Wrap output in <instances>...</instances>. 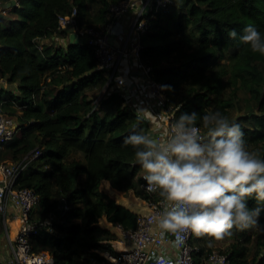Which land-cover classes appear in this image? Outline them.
<instances>
[{"label":"trees","instance_id":"16d2710c","mask_svg":"<svg viewBox=\"0 0 264 264\" xmlns=\"http://www.w3.org/2000/svg\"><path fill=\"white\" fill-rule=\"evenodd\" d=\"M12 1L0 0V6ZM120 1L17 0L0 15V80L19 84V95L0 89V113L12 108L20 124L13 140L0 143V162H19L40 143L36 149L42 155L28 165L18 185L40 195L37 215L42 219L67 198L70 212L54 226L56 233L42 231L33 238L34 251L48 250L56 264H79L78 254L110 249L104 242L116 239L112 226L137 227L135 213L119 204L112 191L152 198L141 189L144 172L135 149L124 145L133 131L148 134V124L137 118L124 94L108 92L94 47L40 43L67 36L59 16L71 14L73 8L79 13V29H104L111 21V6ZM172 1L169 12L151 17L149 30L141 36L140 61L163 84L169 104L180 107L178 117L185 112L202 117L210 110L229 119L233 104L223 99L227 88L233 95L243 90L264 115V55L228 35L231 30L240 34L251 24L264 36V0ZM89 90H101L96 100ZM197 126L206 133L199 118ZM243 133L244 139L250 135L261 145L258 154L264 159V130ZM248 203L257 206L254 198ZM263 229L264 212L257 227L233 229V235L221 240L238 235L237 242L222 251L234 264H264ZM253 237L263 252L260 262L248 258L246 245ZM208 239L193 236V243L204 252L209 250Z\"/></svg>","mask_w":264,"mask_h":264},{"label":"clouds","instance_id":"9594fccd","mask_svg":"<svg viewBox=\"0 0 264 264\" xmlns=\"http://www.w3.org/2000/svg\"><path fill=\"white\" fill-rule=\"evenodd\" d=\"M229 37L239 45L264 55V36L254 25L235 30ZM148 110H137L138 119ZM163 118V113H161ZM202 120L206 136L197 120ZM238 123L230 122L220 111L182 113L171 126L166 140L141 131L124 139L135 149V160L145 173V190L158 193L163 212L157 219L160 238L174 237L172 246L180 248L188 234L196 238L221 241L259 225L264 212V159L249 151ZM254 198L257 206L249 207ZM154 264H173L171 257L153 253Z\"/></svg>","mask_w":264,"mask_h":264},{"label":"built area","instance_id":"2783aa9c","mask_svg":"<svg viewBox=\"0 0 264 264\" xmlns=\"http://www.w3.org/2000/svg\"><path fill=\"white\" fill-rule=\"evenodd\" d=\"M144 0H121L110 8L111 21L104 29L85 28L79 29L78 10L73 8L71 14L59 16L61 30L67 36L75 35L74 40L81 41L94 47L98 57V68L104 71L108 79V92L124 94L127 102L132 96V89L127 82L116 77L115 64L119 54L127 55L138 60L140 68L146 74L145 87L139 89L141 97L152 104L157 113L158 120L163 122L164 130L153 131L155 138L166 140L171 133V126L179 118L177 113L180 107L169 104L163 84L153 79L150 68L140 62L141 36L145 34L151 24L150 20L159 10L173 3L172 0H146L147 6L153 7L151 13L141 8ZM135 13L128 41H131L129 52L117 50L111 43V36L116 34L117 28L131 13ZM124 30H122V33ZM121 33V32H119ZM163 113V118L161 117ZM198 127V126H197ZM20 124L17 119L0 113V143H6L17 135ZM201 135L206 136L201 129ZM42 155L37 148L23 160L12 164L0 162V217L5 235V253L0 258V264H56L50 252H35L33 238L42 231L55 234L54 226L62 223V218L70 212L67 198L63 196L55 212L42 219L37 215L40 207V195L31 188L20 187L18 181L26 172L28 165ZM146 181L141 184V189L152 196L151 200L138 199V201H124L116 198L117 202L137 217L135 229H124L121 225L111 227L116 234V239L104 242L110 249L90 251V258L84 264H154L149 259L155 253L169 256L173 264H234L229 256L219 249L201 252L200 246L193 243V235L188 234L180 248H174V237L170 234L164 239L160 238L157 219L163 212L161 198L158 193H148ZM117 196V195H116ZM115 196V197H116ZM118 197V196H117ZM15 234L13 235V225Z\"/></svg>","mask_w":264,"mask_h":264},{"label":"crops","instance_id":"0c3cea01","mask_svg":"<svg viewBox=\"0 0 264 264\" xmlns=\"http://www.w3.org/2000/svg\"><path fill=\"white\" fill-rule=\"evenodd\" d=\"M144 1L141 2V8L143 9L145 8V11H147L148 13H151L153 10V7L147 6L146 8V2ZM172 4L167 6L166 9L164 8V9L159 10L156 14H158L161 11L165 13L169 12ZM134 17H136L134 12L128 15L126 19L122 22L121 26L117 28V31L121 33L117 32L110 38L112 45L117 50L119 49L121 52L126 50L125 52L128 53L130 51L129 48L131 45V41H128V39H129L132 24L134 22ZM122 30H124L123 33H122ZM71 37L72 35H69V38L64 37L60 39H44V40H41L40 43L45 44V45H50V46L54 44L57 47H60V46L66 47L68 46L69 43H71ZM75 42L76 41L74 40V43ZM114 66H115V71L117 72L116 77L119 76L123 78L127 82V85L132 89V96L130 98V101L127 102V105H129L135 111L145 110V109L148 110V112H145L143 114L142 119H144L148 124V129H149L148 134L155 138L156 136L153 133V131H158V130L163 131L164 124L163 122L158 120L155 107L152 104L145 101L141 97L140 93H138L139 89L140 88L143 89L146 85L145 83L146 74L140 68L139 61L138 60L133 61V59L129 56L127 55L121 56V54H119L117 62ZM0 89L9 90L13 92L15 95H19V84L18 83L11 84L9 83L8 79L0 80ZM126 201L128 202L138 201V199H134L133 197H130V198L128 197ZM104 227H107V226L105 225Z\"/></svg>","mask_w":264,"mask_h":264},{"label":"rangeland","instance_id":"374dc122","mask_svg":"<svg viewBox=\"0 0 264 264\" xmlns=\"http://www.w3.org/2000/svg\"><path fill=\"white\" fill-rule=\"evenodd\" d=\"M100 91L101 90H92V91L89 90L88 94L90 97H92L93 99L96 100ZM223 99L230 100L233 104V107H232L230 114H229L230 122L238 123L240 125L242 131L248 130L251 132L252 130H256V132H260V131L264 130V115L259 112L256 102L252 98H250L243 90H239L236 94L233 95L232 89L227 88L224 95H223ZM12 112H14V110L12 108H9L7 110L6 115L11 117V118L17 119V115L12 114ZM17 114H19V112H17ZM244 141H245L246 147L249 151H254V152L258 153L261 150V145H256V143L253 141V139H251L250 135L247 136V138H245ZM36 145H37L36 147H39L40 143H38ZM36 147L34 149H36ZM1 156H3V158H5L6 154L1 153ZM3 163L12 164L15 162L8 160V161L3 162ZM144 175H145V173L143 174V177H144ZM111 194L114 195L115 199L119 198V199L124 200V201H126V199L128 197L129 198L133 197L134 199H141V200H144V198H145L142 194L137 195L135 193L130 194V195H126L127 197L124 195H120V194L116 193L115 191H112ZM103 226H105V225L103 224ZM259 235L264 239V229L259 232ZM237 239H238V235H236L235 238L230 239V240L214 241L212 247L207 246L206 248L209 250L219 249V250L227 251L231 248L234 241L237 242ZM5 242H6V239H5V235H4V228L2 226L1 217H0V258L5 253V249H6L5 248ZM34 245L36 246V243ZM246 246L248 248L249 261L254 262V260L255 261L258 260L257 262H260L261 257L263 255V252L260 254V249L258 248L257 237H253L252 241L250 243H248ZM43 251L49 252L48 250H43ZM90 256L91 255L89 253L88 254L84 253V254L76 255V258H77L79 264H84L90 258Z\"/></svg>","mask_w":264,"mask_h":264},{"label":"water","instance_id":"95a60500","mask_svg":"<svg viewBox=\"0 0 264 264\" xmlns=\"http://www.w3.org/2000/svg\"><path fill=\"white\" fill-rule=\"evenodd\" d=\"M16 5H17V0H13L11 3H8V4L4 5L2 8L0 6V15L2 13V9L5 10V9L11 7V6H16ZM74 37H75V35H72V37H71V43H74ZM75 44H83V42L77 41V42H75Z\"/></svg>","mask_w":264,"mask_h":264},{"label":"bare ground","instance_id":"6f19581e","mask_svg":"<svg viewBox=\"0 0 264 264\" xmlns=\"http://www.w3.org/2000/svg\"><path fill=\"white\" fill-rule=\"evenodd\" d=\"M15 224L13 225V235L15 234Z\"/></svg>","mask_w":264,"mask_h":264}]
</instances>
